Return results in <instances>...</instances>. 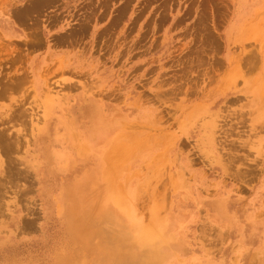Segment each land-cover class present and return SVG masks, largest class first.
<instances>
[{
    "label": "rangeland",
    "instance_id": "374dc122",
    "mask_svg": "<svg viewBox=\"0 0 264 264\" xmlns=\"http://www.w3.org/2000/svg\"><path fill=\"white\" fill-rule=\"evenodd\" d=\"M0 264H264V0H0Z\"/></svg>",
    "mask_w": 264,
    "mask_h": 264
},
{
    "label": "bare ground",
    "instance_id": "6f19581e",
    "mask_svg": "<svg viewBox=\"0 0 264 264\" xmlns=\"http://www.w3.org/2000/svg\"><path fill=\"white\" fill-rule=\"evenodd\" d=\"M8 167V166H7Z\"/></svg>",
    "mask_w": 264,
    "mask_h": 264
}]
</instances>
